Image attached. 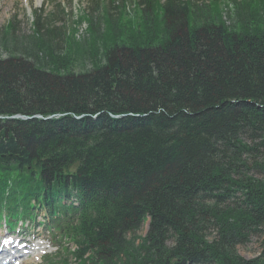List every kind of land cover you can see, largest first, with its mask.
<instances>
[{"label": "trees", "instance_id": "1", "mask_svg": "<svg viewBox=\"0 0 264 264\" xmlns=\"http://www.w3.org/2000/svg\"><path fill=\"white\" fill-rule=\"evenodd\" d=\"M130 3L134 21L127 2L105 13L107 46L78 74H59L53 20L4 30L0 217L44 211L78 264H264V241L258 260L236 252L264 235V1L231 26L217 1L207 16Z\"/></svg>", "mask_w": 264, "mask_h": 264}, {"label": "rangeland", "instance_id": "2", "mask_svg": "<svg viewBox=\"0 0 264 264\" xmlns=\"http://www.w3.org/2000/svg\"><path fill=\"white\" fill-rule=\"evenodd\" d=\"M122 1L127 2V12L129 15H131L129 19L134 21L133 17L135 16H132L133 3H130L132 0H0V38L4 33V30L8 29V24L13 26L12 34L15 37L27 38L28 36H31V29L33 23L35 22V18H40L41 20H53L56 29L59 30L60 34L65 36L64 39L60 37L58 42L61 48L60 50L63 53L60 56H65L64 59L68 60L69 64L68 69L65 71L61 70L59 74L66 75L69 73L78 74L85 72L91 69V64L88 61V55L83 53L89 50V48L94 47L95 44H99L101 46L97 47L98 51H102L103 46H107L105 42L106 40L104 41L103 37L102 39L100 38V36L103 35L105 31L103 27L104 20L102 19L103 17H106L105 13L107 12L110 17L113 18L112 20H115L117 16L116 13L112 12L111 7L116 6V2L121 4ZM160 1L162 2L163 0ZM186 1L192 2L193 5L198 7L202 11L201 13L204 15L206 14V16L209 11L208 5H210V3L213 1L219 2L216 7L213 5H211V7L214 10L217 9L222 11V20L225 21L226 26H231L233 23L232 21L235 19L234 14L237 13L236 11L240 12L241 8L245 5V3H247L248 0ZM259 1L261 0H254L255 7H257V9L261 8ZM60 10L62 11V14L57 16V13ZM53 14H55V17L50 19L51 15ZM213 16L212 18L214 19ZM82 17L84 18L80 19ZM202 18L204 19V16H202ZM91 23L95 26L94 28L97 32L96 34L99 33L96 39H94V36L91 37ZM106 37L107 35L105 38ZM42 50L45 51L44 49ZM9 56L10 54L4 52L2 46L0 45V58L5 59ZM42 57L43 56L41 53H38V58L42 60ZM46 69L50 71L49 68ZM253 176L258 178L261 177V175L258 173ZM147 227L148 226L146 222V224L141 227L136 235L143 238L147 231ZM0 231L2 234H4V228H1ZM17 232H19L27 241H32V249H34V246L37 247L36 249L42 247V245L35 242L37 239L38 241L39 239H44L42 240V243L45 244L44 246H46V248L49 247L48 249L35 250V252H33L30 257L24 261H21L19 264H60L56 263L57 257L64 256L65 253H67L66 251L68 250V246L66 244H60L57 254H53L54 250L51 249L53 240L47 234L45 227L42 224L41 217L33 223L20 227ZM17 232L15 231L14 233L16 234ZM263 241L264 235L252 236L249 239L248 244L237 247L236 252L238 256L244 260H258L262 256ZM40 251H43L42 253L48 252L50 255H48L46 258H39ZM68 264L77 263L70 259Z\"/></svg>", "mask_w": 264, "mask_h": 264}, {"label": "bare ground", "instance_id": "3", "mask_svg": "<svg viewBox=\"0 0 264 264\" xmlns=\"http://www.w3.org/2000/svg\"><path fill=\"white\" fill-rule=\"evenodd\" d=\"M33 240H35V239H33ZM31 244H32V241H27L26 242V245L29 246V248H30L29 249L30 250V255L29 256L23 255V257L21 258V260L17 261L14 264L21 263V261L26 260L28 257H30L32 255L33 252H35L34 249H36L37 247L34 246L33 247L34 249H31ZM38 247H40V246H38ZM14 248L17 249V247H15V246H14ZM15 253H16V251L13 248H11L9 244H1L0 243V264H9V262L12 260V257H13V255ZM19 254H20V252H19ZM17 255H18V253H17Z\"/></svg>", "mask_w": 264, "mask_h": 264}, {"label": "water", "instance_id": "4", "mask_svg": "<svg viewBox=\"0 0 264 264\" xmlns=\"http://www.w3.org/2000/svg\"><path fill=\"white\" fill-rule=\"evenodd\" d=\"M20 119H23V118H20Z\"/></svg>", "mask_w": 264, "mask_h": 264}]
</instances>
